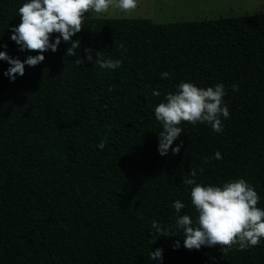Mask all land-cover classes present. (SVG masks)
I'll use <instances>...</instances> for the list:
<instances>
[{"label": "trees", "instance_id": "obj_1", "mask_svg": "<svg viewBox=\"0 0 264 264\" xmlns=\"http://www.w3.org/2000/svg\"><path fill=\"white\" fill-rule=\"evenodd\" d=\"M25 2L0 0V51L22 61L38 54L11 40ZM82 27L76 56L62 41L14 82L0 61V264H161L156 249L162 264H264V240L223 256L186 249L180 230L156 243L150 234L153 221L174 224L177 199L195 221L181 184L191 168L204 186L247 180L264 209V12L162 23L86 15ZM97 52L121 66L101 69ZM180 82L223 84L230 118L220 133L182 122L179 154L161 156L154 109ZM217 151L222 160L203 162Z\"/></svg>", "mask_w": 264, "mask_h": 264}, {"label": "clouds", "instance_id": "obj_2", "mask_svg": "<svg viewBox=\"0 0 264 264\" xmlns=\"http://www.w3.org/2000/svg\"><path fill=\"white\" fill-rule=\"evenodd\" d=\"M138 0H27L18 9L20 23L11 28V40L21 51L35 52L25 60L9 56L7 51H0V61H7L10 67L4 72L12 82L25 74V65L35 67L45 60L44 53L51 50L56 52L61 42H71L66 56H76L81 47L80 41H72V37L80 32L86 14L96 16L109 12L110 6L124 14H131L137 8ZM55 36L53 42L52 37ZM5 49L7 45H2ZM120 49L127 51L124 45ZM93 49H85L86 58L93 61ZM101 52L96 53L95 65L101 69L115 70L121 66L119 59H103ZM83 60L77 59L75 64L81 65ZM168 72L161 73V78H169ZM233 91L239 86L233 85ZM112 90L111 88L109 89ZM152 96L159 97L161 93L152 91ZM226 95L223 84L214 87H198L192 82H180L176 91L167 93L164 102L154 109L155 118L162 126L159 132L158 152L161 156L179 154L183 142L173 148V143L183 132L180 126L187 122L193 126L208 124L216 133L223 131L222 119H229V108L224 103ZM105 137L97 147L105 148ZM210 159L222 160L223 156L217 151L212 158L205 157L204 163ZM203 172V168L200 169ZM197 170L191 168L189 176H184L181 184L190 187L191 204L197 213L195 221L189 214H182L185 208L179 199L172 207L175 210V222L170 227L152 222L150 233L156 243V237H174L173 229L182 231L183 246L188 250H200L202 247L219 246L223 256L229 251L238 249L244 251L258 246L264 240V209L258 207L260 196L255 188L245 179H235L222 186H204L194 179ZM180 247L179 240L174 249ZM150 259L163 262V249L150 253Z\"/></svg>", "mask_w": 264, "mask_h": 264}, {"label": "rangeland", "instance_id": "obj_3", "mask_svg": "<svg viewBox=\"0 0 264 264\" xmlns=\"http://www.w3.org/2000/svg\"><path fill=\"white\" fill-rule=\"evenodd\" d=\"M264 12V0H138L131 14L110 6L109 12L95 17L148 18L154 22L202 20Z\"/></svg>", "mask_w": 264, "mask_h": 264}]
</instances>
